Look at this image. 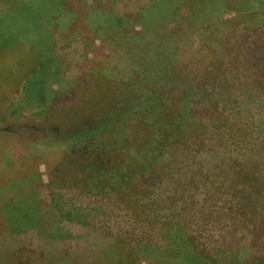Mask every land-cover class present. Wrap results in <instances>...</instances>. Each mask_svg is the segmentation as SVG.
Here are the masks:
<instances>
[{
  "label": "trees",
  "instance_id": "trees-1",
  "mask_svg": "<svg viewBox=\"0 0 264 264\" xmlns=\"http://www.w3.org/2000/svg\"><path fill=\"white\" fill-rule=\"evenodd\" d=\"M28 1L34 0H7L14 10L4 17L35 20L21 27H0L5 38L15 37L0 43V60L15 50L11 44L27 43L22 48L31 53L32 63L21 93L30 88L34 98L43 95L46 110L39 102L42 108L30 110L29 116L46 126L31 127L38 136L27 138L30 153L24 147L21 156L5 160L19 169V178L7 181L2 190L20 188L24 198L22 207H16L15 198L2 203L1 218L8 230L10 222L17 232L15 237L0 235V264H16L26 257L25 246L16 237L29 231L36 235L28 247L33 252L31 264H99L104 249L97 250L112 241L135 250L146 264H169L158 262L160 253L173 255L177 264H229L208 244L207 232L217 229L224 241L232 243L239 226L247 223L264 234V36H260L264 32L237 29L249 24L254 0H179L183 5L197 1L204 11L190 12L177 22L200 34L205 62L194 77L186 76L178 65V48L168 41L172 30L146 27L156 16L169 18L170 6L175 18L174 0H145L139 14L145 23L140 27L148 33L149 43L159 45V57L147 60L159 78L145 83L149 69L140 70L141 66L129 79L87 71L68 85L55 61L54 33L66 32L79 13L66 0H37L45 6L29 7L33 10L29 14L23 12ZM228 10H236L237 17L227 19ZM88 14L97 17L93 25L105 34L119 21L122 27L120 18L99 7L88 8ZM20 32L29 36L25 42L19 39ZM160 56L169 67L160 70ZM245 71L246 82L235 84L234 77ZM253 101L259 110L251 108ZM24 120L7 124L0 133L7 129L16 142V133L28 126ZM61 136L65 141L54 146L53 138ZM56 149L61 155L52 166L47 164L42 189L36 186L40 179L36 171L20 175L30 155L44 157Z\"/></svg>",
  "mask_w": 264,
  "mask_h": 264
},
{
  "label": "rangeland",
  "instance_id": "rangeland-1",
  "mask_svg": "<svg viewBox=\"0 0 264 264\" xmlns=\"http://www.w3.org/2000/svg\"><path fill=\"white\" fill-rule=\"evenodd\" d=\"M66 2L72 10L76 9L79 15L74 18V22L66 32L61 34L56 30L54 33L53 51L56 57L55 61L59 67L61 77L63 81H65V85L72 82L81 72L87 71L101 72L112 79L125 80L132 78V70H139L141 66L142 68H140V70L144 67L149 69V74L145 75V83L149 82L152 78L154 79L155 76L159 78L160 73L150 69L151 64L147 61L151 56L155 55L159 57V45L155 41L149 43V37H146L148 33H142L141 31L144 32V30L140 27L145 23L139 21V14H142L141 10L146 5L145 0H66ZM174 2L175 5H173V7L177 9L175 18L172 16L174 11L172 10V6H170L168 8L169 10L167 9L169 18H165L164 21L159 19V16H156L154 21L146 20V27L149 28V30L152 28H169L172 30V32H168L170 36V40L168 41L169 43L173 42L178 48L176 52L179 61L178 65L179 67L181 66L186 76L189 75L194 77L199 73L201 65L205 62V57H202L199 48L202 42L200 34L197 30L192 28L187 29V27L184 28L181 24L178 25L177 22L178 19L181 20L180 18L186 19L190 12L196 15L204 13V11H202L203 7L197 1L196 3L195 1H188V5H186V3L183 5L179 0H174ZM43 4L44 3L40 1L37 3V0H34L32 3H29V1L28 3L25 2L23 12L31 14L33 10H30L29 7L36 8L38 6L42 10L45 6V4ZM250 6V25L240 26V28H237L238 33H247L248 31L251 33V31H253L254 34H258L259 30H263L264 32V0H254ZM92 7L101 8L110 13L114 19L120 18L121 21H123L121 22L124 28L123 31L126 30L128 33H121L122 27H120L119 21L117 26L112 27V31L105 34L106 31H104L103 28L93 25L98 19L88 14V8ZM13 10L14 7L12 5L8 7L7 0H0V24L2 25V18L5 21L4 24L0 26L3 29L14 27L16 24L20 27L30 25L31 22H34L35 18L33 16H28V18H23L22 20L16 18V21L4 17L6 13L8 16H11L10 14ZM236 10L226 11V18L230 19L237 17ZM107 21V18H104V22ZM244 27H246V29H244ZM160 33L163 32L160 31ZM15 34L17 35L18 33L15 31ZM13 36L14 35L7 39L0 33V43L5 44L3 42H12L15 38ZM260 36H264V33H260ZM28 37L29 36H24L22 32L19 33V39H22L24 42V39ZM166 39V37L163 38L164 41ZM25 44L27 45V43H22L20 40L11 44L15 50L10 52L5 59L0 60V116H5L1 120L0 128L5 129V127H9L7 124L22 119H25L23 124L28 125L21 133H16L18 134V136H16L18 137L16 142L14 141L12 133L6 132L7 129L5 132L0 133V159H2L0 165V183H2V185L0 184V211L3 209L2 203L9 202L12 198L17 200L16 207H22L23 204L20 200L24 198L18 191L20 188L14 190L7 188L2 190L5 184L7 185L10 180L19 178V169L12 164L8 165L5 160L7 158L13 159L14 157L21 156L19 152L23 153L25 151L24 147H28V152L30 153L32 151V143H30L27 138L30 134L32 136L36 135V132L31 131V127L40 129L46 126L45 122L29 116V113H32L30 110H40V108H42H38L37 103L39 102L44 104L42 110H46L48 102L43 103L45 100L42 97L43 95L38 93L39 97L34 98L33 95L35 93H33V91L31 92L30 88L27 93H21L20 86L22 82L28 78L32 63L31 53L28 52L27 49L22 48V46L28 47ZM16 48L19 50H16ZM158 63H160V70L167 65L168 67L170 66L167 59L161 56L158 59ZM246 73L247 71L234 77L235 84H240L239 81L246 82L247 79L243 77ZM140 76L142 77L143 75L140 73ZM152 82L155 83L156 81L152 80ZM27 84L28 82H26V85ZM239 88H237V93ZM249 90L251 93L256 91V89L252 91L250 88ZM256 102H251L254 104L249 102V105L254 110H259L255 109ZM1 111L4 113H1ZM252 126H254V124ZM42 131L45 132V130ZM36 136H38V134ZM53 140L55 141L54 146L65 141L62 136L59 139L53 138ZM61 152V149H56V151L44 157L39 154L30 155L32 157L28 159V165L21 168L20 175L24 173V176L27 177L29 171H36L40 176V179L36 182V186L38 189H42L43 184L47 182V164L52 166L61 155ZM40 202L44 205L47 203L46 200H40ZM9 207L15 210V206ZM1 216L2 214L0 212V235L7 236V238L15 237V232H17V230L11 227L13 224L10 225V222V228L8 230V225ZM13 218L14 216L12 219ZM51 222L53 223V221ZM55 223L60 224V222ZM62 226L65 228H74V224L68 226L63 223ZM256 226L258 227L259 225ZM207 234H209L206 239L208 244L215 249L217 248V255L219 258L225 259L229 264H250L253 259L258 258L261 253H264V234L262 231H258V229H252L247 223H243L239 226L235 235L236 240L232 243H227V240L224 241V237H221L223 234L218 235L217 229H212L207 232ZM35 236V232L29 231L16 237L22 240V245L25 246L26 252V257L21 258L16 264H31L30 255H33V252H30V248L28 247H31L32 240L35 239ZM227 250L230 252H227ZM101 251L103 252V256L101 257L102 259H99V264H146V259H143L144 257H142V255L138 254L135 250H129V248H126L121 242L114 243L112 241L108 243L107 246H103L101 249L97 250V252ZM160 254L161 255L157 256L159 263L177 264L179 262V259L173 255L167 253ZM256 261V264H264V256Z\"/></svg>",
  "mask_w": 264,
  "mask_h": 264
}]
</instances>
